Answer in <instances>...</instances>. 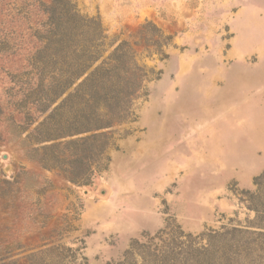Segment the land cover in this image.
<instances>
[{
    "label": "rangeland",
    "instance_id": "rangeland-1",
    "mask_svg": "<svg viewBox=\"0 0 264 264\" xmlns=\"http://www.w3.org/2000/svg\"><path fill=\"white\" fill-rule=\"evenodd\" d=\"M73 2L109 39L136 42L153 72L130 119L107 130L91 184L72 183L30 150L50 144H36L35 129L64 98L41 111L60 67L40 56L49 0H0V264L117 263L162 229L196 236L253 220L246 191L264 174V1ZM147 22L170 37L163 54L145 57L155 34ZM134 139L140 154L128 150ZM257 194L264 213V187ZM244 261L264 264V251Z\"/></svg>",
    "mask_w": 264,
    "mask_h": 264
},
{
    "label": "trees",
    "instance_id": "trees-1",
    "mask_svg": "<svg viewBox=\"0 0 264 264\" xmlns=\"http://www.w3.org/2000/svg\"><path fill=\"white\" fill-rule=\"evenodd\" d=\"M43 5L49 24L41 62L55 60L60 67L57 77L44 87L41 111L64 98L35 129L36 144H50L30 150L39 154L38 162L44 168L61 170L72 183L90 185L94 167L110 146L107 130L130 119L153 69L142 63L136 42L109 39L100 18L80 15L73 0H49ZM143 27L155 31L152 39L144 41L145 57L163 54L170 37L152 22ZM57 113L64 117L55 118ZM81 134L86 136L74 138ZM255 184L256 192L246 191L250 195L247 208L255 212L248 224L196 236L179 227L167 238L162 229L154 236H144V242L134 240L122 260L108 264H251L244 260L264 251V213L262 197L257 194L264 187V174Z\"/></svg>",
    "mask_w": 264,
    "mask_h": 264
},
{
    "label": "crops",
    "instance_id": "crops-1",
    "mask_svg": "<svg viewBox=\"0 0 264 264\" xmlns=\"http://www.w3.org/2000/svg\"><path fill=\"white\" fill-rule=\"evenodd\" d=\"M163 130H164V132L166 131V128H163ZM154 134V133H153ZM153 134H149V135H147L146 137H145V143H147V142H150L151 140H152V137H153ZM167 134V133H166ZM135 140V139H134ZM143 146H145V144L143 145ZM128 150L130 151V153H133V154H136V153H138L139 152V154L141 153V151L143 150L142 149V147H138L137 146V143H136V140L135 141H130V143L128 144ZM135 151H137V152H135ZM118 158H120L118 155L116 156V159H118ZM127 158H128V156L126 155V161H127ZM129 165H127L126 164V166H125V168H127ZM155 169H157V168H155ZM155 169H152V167L151 168H147V166H146V168L145 169H143V171H150V170H152V172H154L153 173V176H156L158 173H159V169H157V170H155ZM152 174V173H151Z\"/></svg>",
    "mask_w": 264,
    "mask_h": 264
},
{
    "label": "bare ground",
    "instance_id": "bare-ground-1",
    "mask_svg": "<svg viewBox=\"0 0 264 264\" xmlns=\"http://www.w3.org/2000/svg\"><path fill=\"white\" fill-rule=\"evenodd\" d=\"M264 0H262V2H263ZM264 3V2H263ZM262 13H260L259 14V17H258V20H260V25L259 26H257L258 27V29L262 32V35H264V17H262V15H261ZM257 19H255V21H256Z\"/></svg>",
    "mask_w": 264,
    "mask_h": 264
}]
</instances>
